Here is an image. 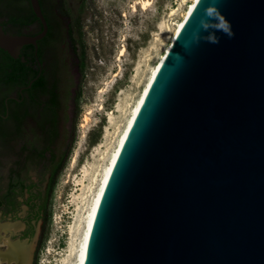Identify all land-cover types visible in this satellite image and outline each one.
Segmentation results:
<instances>
[{"label": "water", "instance_id": "1", "mask_svg": "<svg viewBox=\"0 0 264 264\" xmlns=\"http://www.w3.org/2000/svg\"><path fill=\"white\" fill-rule=\"evenodd\" d=\"M30 4L43 31H0L13 56L46 32ZM83 264H264V0L196 2L119 153Z\"/></svg>", "mask_w": 264, "mask_h": 264}, {"label": "rangeland", "instance_id": "2", "mask_svg": "<svg viewBox=\"0 0 264 264\" xmlns=\"http://www.w3.org/2000/svg\"><path fill=\"white\" fill-rule=\"evenodd\" d=\"M52 1L66 10L62 23L70 20L74 27L76 20L79 24L85 59L78 76L68 147L45 202L43 219L30 241L29 264L76 262L85 227L81 222L78 228L81 199L90 195L88 186L96 189L99 172L116 146L130 109L192 2L150 0L142 9L146 0ZM75 47L78 50L81 45L75 42ZM10 226L18 229L17 224ZM8 240L3 234L0 254L7 251Z\"/></svg>", "mask_w": 264, "mask_h": 264}, {"label": "flooded vegetation", "instance_id": "3", "mask_svg": "<svg viewBox=\"0 0 264 264\" xmlns=\"http://www.w3.org/2000/svg\"><path fill=\"white\" fill-rule=\"evenodd\" d=\"M38 2L44 36L21 46L15 56L10 46L0 47V241L3 234L9 237L0 262L7 264H17L27 247L20 243L32 240L43 219L68 147L81 72L73 24L61 20L66 10L52 0ZM0 6L4 35L35 37L43 31L30 0H5Z\"/></svg>", "mask_w": 264, "mask_h": 264}, {"label": "bare ground", "instance_id": "4", "mask_svg": "<svg viewBox=\"0 0 264 264\" xmlns=\"http://www.w3.org/2000/svg\"><path fill=\"white\" fill-rule=\"evenodd\" d=\"M197 1L198 0H192L190 5L188 6L186 13H184L183 19L175 25V30H174V33L172 35L170 44L166 47L164 54L160 57L156 66L151 70L149 79H148L145 87L143 88L141 94L139 95V98H138L137 102L135 103V105L130 109V115H128V118L126 120V123H125L123 129H121L120 133L118 134L116 146L113 148V150L108 155L106 164L104 165L103 169L99 172L100 174L99 175L97 174L98 177H100V180L98 181L96 189L93 190L94 188L91 185L88 186L87 187V193H89L90 195L86 194V196L84 195L85 197L83 196L81 199L82 200L81 211H83L84 217H82L83 214H81V216H79L77 221L79 223L78 228L81 226V222L84 223L85 227H84V231H82L83 233H82V236L80 239L79 250L75 256L77 259H76V262L74 264H83L84 263L87 243H88L91 227H92L95 215H96V211H97L98 205L100 203L101 197L103 195L104 189L107 185L108 179H109L111 172L113 170V167H114L116 160L119 156V153H120V151L123 147V144H124V142L128 136V133H129L134 121H135V118H136V116H137V114H138V112H139V110L143 104L145 96H146L154 78L156 77V74H157L159 68L161 67V65L163 63L167 52L169 51V49L171 47L172 42L174 41L175 37L178 35L180 29L183 26L185 19L188 17L189 13L192 11V9H193V7ZM149 2H150V0H146V1L142 2V9L145 8L149 4ZM95 179H94V182L97 181V179L96 180ZM88 196H91L90 199ZM26 248H27V250L24 247L22 249V252L20 253V255L17 256L18 257L17 258L18 259L17 264H29V259H28L29 258L28 257L29 256V248L28 247H26Z\"/></svg>", "mask_w": 264, "mask_h": 264}, {"label": "trees", "instance_id": "5", "mask_svg": "<svg viewBox=\"0 0 264 264\" xmlns=\"http://www.w3.org/2000/svg\"><path fill=\"white\" fill-rule=\"evenodd\" d=\"M75 26H74V30H73V34L75 36H77V39L74 38V41L76 43H79L81 45V50H80V54H79V59H80V71H82V69L84 68V59H85V55H84V51H83V45L80 41V26L79 24L77 23V21L75 20Z\"/></svg>", "mask_w": 264, "mask_h": 264}]
</instances>
